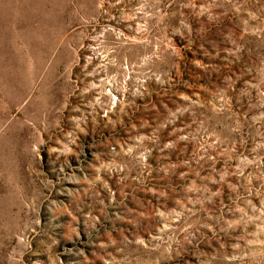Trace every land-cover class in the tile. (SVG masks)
<instances>
[{
    "label": "rangeland",
    "instance_id": "374dc122",
    "mask_svg": "<svg viewBox=\"0 0 264 264\" xmlns=\"http://www.w3.org/2000/svg\"><path fill=\"white\" fill-rule=\"evenodd\" d=\"M0 264H264V0H0Z\"/></svg>",
    "mask_w": 264,
    "mask_h": 264
}]
</instances>
